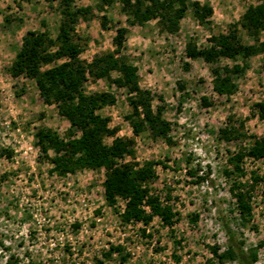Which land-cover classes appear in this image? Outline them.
Wrapping results in <instances>:
<instances>
[{"label": "rangeland", "instance_id": "obj_1", "mask_svg": "<svg viewBox=\"0 0 264 264\" xmlns=\"http://www.w3.org/2000/svg\"><path fill=\"white\" fill-rule=\"evenodd\" d=\"M198 1L214 8L209 22H200L190 8L180 29L169 33L158 19L131 25L119 2L101 8L99 0H75L76 6L91 8L76 25L75 39L84 48L81 58L90 62L113 50L116 28L127 27L123 54L138 66L141 86L154 95V109L163 107V117L170 122L167 138L155 137L150 129L136 136L127 119V90L102 79L90 78L85 84L87 93L106 90L116 95L117 102L100 113L110 117L111 127H119L117 136L134 141V155L119 162L155 163L157 177L145 187L164 202L169 195L180 217L170 229L159 217L149 225L123 223L125 200L111 206L105 198V168L67 175L51 172L53 164L42 154L36 132L47 126L67 140L71 124L56 104L43 101L34 80L13 77L9 67L28 30L57 35L59 0H0V264H239L221 263L211 251L214 245L220 251L227 248L222 218L246 249L257 250L256 263L264 264V160L246 156L242 174L226 173L233 169L229 159L234 153L264 137V122L254 106L264 101V54L248 59L246 72L235 78L238 89L230 96L217 94L213 86L215 69L232 66V60L207 63L186 55L190 38L199 47H209L211 35L228 32L258 0ZM104 13L110 18L108 29L101 25ZM237 29L249 41L240 25ZM203 96L211 104L205 105ZM231 124L241 134L226 141L220 130ZM113 139L107 136L105 142ZM235 179L251 189L253 214L245 222L230 191ZM111 245H122L128 260L117 252L105 258Z\"/></svg>", "mask_w": 264, "mask_h": 264}, {"label": "trees", "instance_id": "obj_2", "mask_svg": "<svg viewBox=\"0 0 264 264\" xmlns=\"http://www.w3.org/2000/svg\"><path fill=\"white\" fill-rule=\"evenodd\" d=\"M54 1V0H51ZM101 8L119 2L131 25H145L158 19L161 29L175 33L180 29L181 20L192 8L195 16L202 23L209 22L214 8L198 0H99ZM61 21L55 37L47 30H28L22 38L20 48L9 67L10 74L17 78L28 77L36 82L39 94L46 104H56L59 114L71 124V136L65 140L52 128L40 127L36 132L37 144L41 152L53 164L51 172L67 175L81 169L107 170L103 183L105 198L114 206L119 199L125 200L121 213L123 223L141 222L149 225L159 217L163 226L173 229L180 220L179 212L172 203L163 201L158 194H150L145 187L150 180L157 177L155 163L148 161L141 166L134 162H119L127 155H134L133 139L117 136L119 127L110 126V117L100 110L117 102L111 91L87 93L85 84L90 79H102L125 88L129 95L131 111L127 115L134 135H140L150 129L155 137H168L170 122L163 117V107H153L154 95L150 89L141 86L139 68L123 54L128 28L119 26L113 37L115 48L96 55L87 62L81 58L83 46L75 39L76 25L86 19L90 13L89 6H76L75 0H59ZM9 22L11 19L6 17ZM110 18L102 15V28L108 29ZM240 25L249 38L244 41L238 34ZM209 47H199L193 38L186 44V55L191 59H202L207 63H216L220 59H230L232 66L225 65L215 69L214 91L219 95L230 96L237 91L235 78L242 76L248 66V59L264 54V0L249 5L237 23L228 32L213 34L209 37ZM240 60L241 62H238ZM188 67V64H186ZM116 72L117 76H113ZM162 98V97H161ZM205 105L211 104L206 96L202 97ZM259 118L264 122V101L255 103ZM80 131V136H76ZM239 129L234 125L223 127L220 136L226 141L237 139ZM114 136L111 144L105 137ZM50 152L53 155H50ZM249 156L255 160H264V137H256L246 149L234 153L229 162L233 169H227L228 175L242 174L241 162ZM158 163H165L159 161ZM255 181L258 177H254ZM231 194L236 200L237 209L245 221L253 214L251 189L237 179L231 185ZM198 214L192 215V220ZM227 234V248L220 251L218 245L211 247L214 256L221 263L236 260L239 264H255L258 259L254 247L246 249L229 222L222 218ZM75 227H79L76 223ZM143 236L146 229H142ZM148 236H152L151 234ZM122 245H111L104 253L109 258L114 252L121 254L122 260H128L129 253ZM103 263V261H101ZM7 264H12L10 261Z\"/></svg>", "mask_w": 264, "mask_h": 264}, {"label": "built area", "instance_id": "obj_3", "mask_svg": "<svg viewBox=\"0 0 264 264\" xmlns=\"http://www.w3.org/2000/svg\"><path fill=\"white\" fill-rule=\"evenodd\" d=\"M258 260L260 261L259 257H258L257 261H258ZM257 261H256V262H257ZM256 262H255V264H258V263H256Z\"/></svg>", "mask_w": 264, "mask_h": 264}]
</instances>
